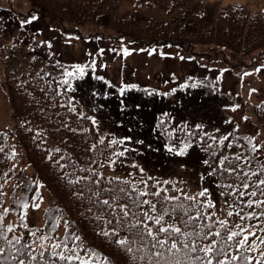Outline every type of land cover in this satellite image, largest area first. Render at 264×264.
Wrapping results in <instances>:
<instances>
[{"label": "trees", "instance_id": "obj_1", "mask_svg": "<svg viewBox=\"0 0 264 264\" xmlns=\"http://www.w3.org/2000/svg\"><path fill=\"white\" fill-rule=\"evenodd\" d=\"M30 8L27 12H20L13 7L0 6V57L5 59L11 55L20 45L29 43L32 38L26 37L21 40L18 36L16 41L11 38L21 24L20 16H41L56 30L64 34H74L85 36V26L92 21H103L102 8L108 0H28ZM142 2L146 0H134ZM186 0H153V2L168 10L175 11L185 3ZM106 23V22H105ZM235 32L229 28L217 35L214 26L202 25H180L172 28L170 24L154 21L153 19H143L137 16L121 18L114 38L126 37L130 40L139 41L144 45L172 43L187 51L195 53L196 43L218 42L233 50L239 55L249 56L250 62L259 60L264 56V15L254 14L252 16H240L234 23ZM226 50L221 52L222 58L226 57ZM36 60L39 56H35ZM29 69L18 71L13 67L4 66V84L8 102L10 105V122L14 133L20 144L26 149L28 161L36 169L39 179L51 192L54 204L48 208L44 215L43 227L36 230V235L47 242L60 240L62 243L79 251L82 258L91 259L93 262L101 264H149L147 256L156 251L163 252L164 249L151 247L150 238H146V246L134 244L132 247L140 248V251L126 252L118 244L120 239L139 240L135 235L138 229L130 227L137 217L152 228L155 233L159 227L152 221L144 218V208L146 204L136 207L134 201L147 200L148 197L156 203L160 198L151 194L140 195L141 193H155L154 187L148 192H143L129 184L128 181L100 173L98 170L102 164L108 160L111 149L107 139H101L96 122L86 114L78 110V106L69 98V91L73 92V83L70 76L64 78V74L55 77L53 72H46L43 67L37 64ZM63 65V66H61ZM61 68H74L73 64L58 63ZM80 67L81 65L76 64ZM67 81V83H65ZM160 128L165 132L168 127L162 122ZM184 152L192 144L197 143L203 154V162L218 182L219 188L227 195L229 189L222 188V184H239L241 181L237 176L243 178L244 182L256 189V184L264 175L244 176V173H251L244 168L243 158L238 154H227L226 150L230 140H243L239 135H230L225 138H218L206 134L202 127H193L188 131L182 125ZM46 136L54 142L53 147L42 146L43 137ZM170 137V136H169ZM103 141V142H101ZM222 141V143H221ZM169 142L173 144L174 139ZM187 146V147H186ZM242 147L248 154L246 160L257 163V152L253 146L243 143ZM0 230L12 241L9 245L7 241H0V248L4 249V255L15 257L7 264H18L20 259L25 264H64L57 256H53L50 248H40L29 241L34 235L32 228L25 222L24 204L29 201L34 191V182L22 170L14 165L15 154L12 145L5 132L0 130ZM239 156L237 162L234 158ZM227 157L235 166L236 172L230 177L223 172L220 160ZM259 164L260 161H259ZM73 168L79 172L77 179L70 180L65 176V171ZM120 189H124L120 192ZM241 190H243L241 188ZM257 190V189H256ZM161 196H175L183 201L185 206H192V214L195 215V208L199 206L203 213V218L196 221V228L208 232L206 225H212L211 233L220 232L222 235L215 237L217 246L221 244L235 245L227 247V255L220 257L224 264H241L239 257L241 252L249 258V264H257L264 261V251L254 249L251 245L252 237L249 235V242L241 250L235 244L237 239L227 241V235L234 231L227 223L222 226L211 207L202 198L195 197V201L185 200L184 197H193L180 193L173 186H168L161 190ZM260 194V192L257 190ZM98 193L99 195H96ZM121 197L115 200V197ZM109 200L111 208L102 202ZM259 200H264V195L259 196ZM179 202V201H177ZM127 206L129 216L123 221L122 226H116V221L122 213L120 208ZM160 205L157 203V209ZM7 210V211H5ZM14 211V212H13ZM114 213L115 217L110 215ZM136 214V217L132 216ZM99 218V219H98ZM111 220V223L107 221ZM64 221V234L59 231V224ZM164 226L173 224L174 221L165 217ZM11 226L12 232L7 228ZM116 226L118 235H102V231L112 232ZM176 226H180L177 224ZM191 231V229H189ZM239 232V231H236ZM165 238V234H160ZM79 236L80 240L75 237ZM19 243H16V241ZM213 240V235H209L207 240L197 241L201 246ZM80 247L77 248L76 246ZM19 249V253L15 250ZM82 249H91L99 254L98 257H90ZM41 253L44 255L41 256ZM170 255V254H168ZM201 255H203L201 253ZM32 256L36 260H32ZM231 256H237L236 261H232ZM78 264V262H75ZM154 264V261H153ZM163 264V261H161ZM215 264V258H213Z\"/></svg>", "mask_w": 264, "mask_h": 264}, {"label": "rangeland", "instance_id": "obj_2", "mask_svg": "<svg viewBox=\"0 0 264 264\" xmlns=\"http://www.w3.org/2000/svg\"><path fill=\"white\" fill-rule=\"evenodd\" d=\"M14 1L15 6L21 10L30 6L28 0ZM194 1L207 7L217 18H221L224 9L238 5L248 13H264V0ZM104 12L107 15L136 12L140 16L165 20H169L170 16L165 9L150 2L135 6L126 1L120 3L110 1ZM225 22L224 19H220V23ZM96 23V21L88 23L89 27L85 30L87 32L106 30V27ZM19 28L25 31V35H30L32 40L20 45L5 59H0V130L6 133L17 152V164L37 182L34 199L26 209V219L32 227L43 226L44 212L53 203V197L39 182L36 171L27 161L25 151L20 147L12 128L9 103L3 90L5 65L21 72L36 66L33 65L35 63L46 72H53L55 77L61 73L67 78L69 76L65 73L71 72L72 79L83 81L78 84L75 93L78 95L81 111L95 119L98 126L103 127L104 132L111 135L112 139L120 140L127 145L120 146V150L128 152L129 155L115 164L116 167H113L110 175L117 176L116 172L120 173L136 185L138 181L132 179L131 171L126 169L125 164L138 165L147 171L146 176L154 181L157 189L165 188L168 183L180 192L191 195L207 189L204 199L212 202L220 220L229 223L234 230L255 227L235 215L240 209L233 207L229 199L207 176L201 163L198 146L191 147L184 155H178L177 150H180V146L175 144L169 147L166 141H161L153 123L157 121L156 113L159 110L165 119L174 118V122L188 119L194 124L197 122L206 125L207 131L204 132L209 134L213 130H219L221 135H225L231 131V127L237 126L239 133L244 137H250L255 143V148L259 149L261 140H264V105L259 106L261 103L264 104V58L252 66L231 68L222 61L194 58L176 46L144 49L138 43L124 39L109 41L97 37L81 38L62 34L42 17H23ZM35 56L40 58L36 60ZM123 58H127L128 62ZM133 60L135 62H132ZM59 62L73 64L74 68H60ZM76 64L84 69L85 78L76 71L78 68ZM168 72L172 73L170 79L166 78ZM188 75L203 77L194 79L189 86H184V80ZM171 81L174 82L172 86ZM183 89L194 91L188 95L182 92ZM178 90L182 95H176ZM155 98L168 101H161L164 103L162 104L160 101L156 102ZM115 122L116 126L113 125ZM236 143L238 142L232 141L231 149L228 151L239 152ZM117 167L118 170L115 171ZM66 176L69 179H76L80 175L75 170L68 169ZM147 177L141 178L140 181L148 182ZM140 188L147 191L145 185H141ZM230 211L234 213L232 216L228 215ZM147 213L152 216V210L147 209ZM248 214L241 213L245 217ZM250 214L256 217L264 214V207L254 208ZM60 230L62 231V225ZM261 239H264V234H256L251 245H255L252 246L254 249L264 251ZM30 240L42 249L50 247L57 254L67 256L74 250L62 243L50 245V242L37 236H32ZM55 244L61 246L54 249Z\"/></svg>", "mask_w": 264, "mask_h": 264}, {"label": "snow or ice", "instance_id": "obj_3", "mask_svg": "<svg viewBox=\"0 0 264 264\" xmlns=\"http://www.w3.org/2000/svg\"><path fill=\"white\" fill-rule=\"evenodd\" d=\"M77 72H79L81 75L84 73L83 68H77ZM65 75L71 76L73 73L68 72L65 73ZM67 83V81H65ZM227 139V137H225ZM103 142V141H101ZM251 143V141H249ZM115 143V141H113ZM222 143V141H221ZM187 147V146H186ZM255 150V145L253 146ZM2 150V149H0ZM172 149H169L171 151ZM178 155H183L184 150H180ZM237 162L241 159L239 156L234 158ZM227 161L228 165H232V161L229 160L227 157H224L220 160V166L223 172H226L230 177L233 175V173L236 172V167H228L225 165V162ZM249 167L251 166L252 161L246 160L245 161ZM207 163V161H205ZM211 174V173H210ZM259 176L264 175V163H261L259 165V171H254L251 173H244V176ZM238 179H240L239 184H222L220 187L229 189V195L231 197L239 196L241 198V203H243L244 207H247L249 209L253 208L254 206L260 207L264 206V200H260L258 202H255L253 200H247L243 201V197L246 195H250L252 197H255L257 195V191L248 192V189L251 187V185L247 182L243 181V178L237 176ZM256 189L260 192L261 195H264V179H260L258 183L256 184ZM241 188L243 190H241ZM124 189H120V192H123ZM207 189H204L201 191L198 195L201 197H205L207 195ZM151 194L154 196L159 197L160 199L157 200L156 203H151L147 200H137L134 201V204L136 207H140L144 204H149L151 207V210L156 213L155 217L149 216L147 212H145L144 218L147 220L152 221L155 225H158L159 227L156 229L155 233L153 232L152 228L149 227L147 224L143 222V220H140L138 217L133 221L130 222V227L138 229L135 235L139 237V240H128L127 238L120 239L117 241V244L126 252H134V251H140V248H133L132 245L134 244H140L142 246H146V238H150L151 247L153 249L159 248L164 249L163 252L156 251L155 253H151V250L149 249V255L147 256V259L149 261V264H161V261H163V264H213V258H215V264H224V261L220 259V257L227 255V247H232L235 245H229V244H221L220 246H217L215 242V237L221 236L222 234L220 232L211 233L212 225H206V227L209 229L208 232H204L202 229L196 228V221L203 218V213L201 211V208L197 206L195 208V215L192 214V206H185L182 200H180L179 197L175 196H161V192L157 191L155 193H141L140 195H147ZM96 195H99L96 193ZM121 197L117 196L114 199L119 200ZM185 200H192L195 201V197H184ZM179 201V202H177ZM105 206H108L111 208V203L109 200H104L102 202ZM157 203L160 205L159 209H157ZM233 204H237V201L233 199ZM214 205L209 200L208 204L205 207H213ZM239 206V205H237ZM25 208H27V204L24 205ZM127 206H123L120 208V212L122 215L120 218L116 221V226H122L123 221L129 216V210H126ZM7 211V210H5ZM243 212V208L239 212H235V215L239 216L241 220L244 219H256L255 215L250 214L248 217H245L241 215ZM234 213L229 212L228 215L232 216ZM113 217H115L114 213H110ZM133 217H136L135 213H132ZM165 217H169L174 221L173 224L168 225L167 227L164 226ZM2 219V217H0ZM99 219V218H98ZM112 221L109 220L107 223H111ZM222 226L226 227V223L224 221L219 222ZM179 224L180 226H176ZM116 226L113 227V230L111 233L108 231H102V235L109 236V235H118L116 231ZM238 228H241L240 225H237ZM191 229V231H189ZM8 232H12L13 228L9 226L7 228ZM246 230L242 229L240 232L232 231L231 234L227 235L226 239L227 241H233L234 238L242 236V239H237L235 241L236 245H239V248L243 250L245 248V245L249 242V235L244 234ZM160 234H165V238H161ZM213 235V240L209 241L207 244L201 246L197 241H203L207 240L209 235ZM252 237L256 236V233H251ZM76 240H80L79 236L75 237ZM0 241H7L9 245L12 244V241L8 239V237L3 233L2 230H0ZM16 243H19L17 240ZM261 243H264V239H261ZM60 244L53 245V248H59ZM255 247V245H252ZM77 248L80 246L77 245ZM83 251H86L90 257H98L99 254L91 249H82ZM11 248L9 249V255H4V249L0 248V264H7V262L10 259H13L15 257H12L11 255ZM17 253H19V249L15 250ZM72 254L70 255H63V254H57L55 252L52 253L53 256H57L60 261H63L64 264H75V262H78V264H93V261L88 258H82L79 251L71 250ZM201 253L203 255H201ZM170 254V255H168ZM44 254L41 253V256ZM32 260H36L35 256L31 257ZM232 261H236L238 259L237 256H231L230 258ZM239 260L241 264H249V258L243 254V251L241 252V255L239 257ZM18 264H25V261L23 259H20L18 261ZM257 264H264V261L257 262Z\"/></svg>", "mask_w": 264, "mask_h": 264}]
</instances>
